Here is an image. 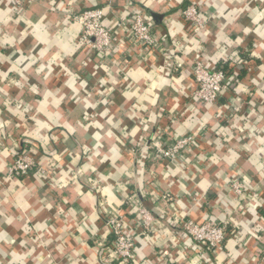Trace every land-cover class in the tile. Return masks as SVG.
<instances>
[{"label": "crops", "instance_id": "1", "mask_svg": "<svg viewBox=\"0 0 264 264\" xmlns=\"http://www.w3.org/2000/svg\"><path fill=\"white\" fill-rule=\"evenodd\" d=\"M192 3L206 31L184 21ZM96 8L120 39L122 14L142 13L159 50L81 47L74 17ZM198 50L210 70L236 64L216 105L193 96ZM159 128L167 142L197 143L177 164L155 159L147 148ZM24 152L35 167L12 179ZM235 178L246 200L231 191ZM128 196L157 231L137 224ZM119 210H133L136 264H264V0H0V264H104L106 219ZM182 216L227 226L223 251L192 241Z\"/></svg>", "mask_w": 264, "mask_h": 264}, {"label": "built area", "instance_id": "2", "mask_svg": "<svg viewBox=\"0 0 264 264\" xmlns=\"http://www.w3.org/2000/svg\"><path fill=\"white\" fill-rule=\"evenodd\" d=\"M17 8L32 3V0H13ZM184 21L190 24L194 32L206 31L208 20L204 18L199 6L192 3L182 12ZM105 10L101 8L88 9L74 17L75 23L80 27L78 44L95 52L98 56L108 53L116 44L132 46L142 51V56L151 57L159 50V43L154 36L153 26L148 23L140 12L132 15L122 14L118 28L123 30L125 38L120 39L117 33L105 25ZM247 69V64L244 63ZM244 69V68H243ZM195 89L194 98L205 105H216L232 87V75H226L221 69H208L202 59L201 50H198L194 57L192 68ZM165 132L159 128L152 144L148 146L151 156L155 159L165 160L172 164L181 162L186 154L197 143L196 137L187 135L174 142H167ZM134 154V150L131 151ZM35 167L34 159L26 152L16 154L14 162L9 167V177L20 179L29 176ZM45 178L50 179V172L41 170ZM231 191L238 199L246 200L247 192L244 184L239 179H234L230 185ZM159 200L172 202L169 195H162ZM133 196L126 197L125 205H128L136 212L137 224L140 223L145 233H152L158 230L159 222L155 215L145 206H137ZM132 210V211H133ZM129 210L115 211L108 215L106 226L113 240L106 249L99 251L100 261L104 264H136L138 255L133 238V224L129 216ZM184 233L197 244L202 245L210 252H222L227 239V226L217 225L212 221L197 223L194 220L186 219L184 216L178 219ZM139 225V224H138ZM101 246V245H99ZM264 253V249H263Z\"/></svg>", "mask_w": 264, "mask_h": 264}, {"label": "trees", "instance_id": "3", "mask_svg": "<svg viewBox=\"0 0 264 264\" xmlns=\"http://www.w3.org/2000/svg\"><path fill=\"white\" fill-rule=\"evenodd\" d=\"M246 59H248L246 57ZM242 60H243V57H242ZM245 60V59H244ZM218 69H221L222 71H224L226 73V75H231L235 68H236V64L231 61H222L220 63H218V66H217Z\"/></svg>", "mask_w": 264, "mask_h": 264}, {"label": "water", "instance_id": "4", "mask_svg": "<svg viewBox=\"0 0 264 264\" xmlns=\"http://www.w3.org/2000/svg\"><path fill=\"white\" fill-rule=\"evenodd\" d=\"M151 17L154 20L156 25H161L162 21L164 19V16L158 15V14H155V13H151Z\"/></svg>", "mask_w": 264, "mask_h": 264}]
</instances>
